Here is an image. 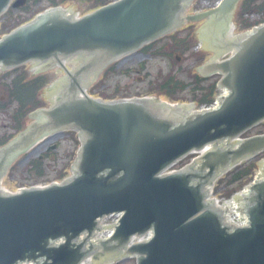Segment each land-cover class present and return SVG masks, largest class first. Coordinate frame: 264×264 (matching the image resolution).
I'll return each mask as SVG.
<instances>
[{
    "label": "water",
    "instance_id": "water-1",
    "mask_svg": "<svg viewBox=\"0 0 264 264\" xmlns=\"http://www.w3.org/2000/svg\"><path fill=\"white\" fill-rule=\"evenodd\" d=\"M237 1L223 0L216 9L187 19L228 14ZM10 2L0 0V15ZM24 2L17 0L12 6ZM190 2L121 0L80 19L54 8L0 39L2 69L33 62L43 65L42 70L58 64L65 73L56 83L53 104L34 112L35 120L0 150L6 160L1 173L43 135L73 130L80 141L72 174L61 184L21 189L14 194L0 192V264H79L90 254L94 261L104 259V264L131 256L136 257V264H264V177L243 197L247 227L230 231L213 201L208 200L210 186L217 178L264 150V134L247 138L236 148L231 143L264 120V25L239 35L231 44L234 51L228 59L205 65V75L219 72L223 76L219 86L229 92L215 110L194 112L193 104L170 105L151 99L104 101L85 92L86 88L93 96L91 88L100 86L102 75L109 74L111 66L89 83L90 78L112 61L177 28L180 14ZM196 2L193 0V8ZM66 9L72 14L84 13L82 9ZM239 9L240 4L229 21L234 26L233 35L243 31L237 27ZM221 24L215 27L219 34L223 32ZM71 58L80 65L69 71L62 60ZM126 60L122 68L131 66L134 57ZM52 97L49 93L45 96ZM262 125L264 122L257 127ZM67 136L66 132L58 133L37 143L12 163L10 173L34 149L45 143L51 149L52 142ZM206 144L212 149H204L206 153L195 162L160 175ZM54 150L60 151V147ZM261 168L264 171V165ZM9 178L3 182L6 188ZM223 211L231 220L230 212ZM118 212L122 217L113 234L98 245L88 243L86 248L98 229L97 219ZM147 230L153 233L149 241L127 247L131 236H141ZM59 238L64 242L55 245Z\"/></svg>",
    "mask_w": 264,
    "mask_h": 264
},
{
    "label": "rangeland",
    "instance_id": "rangeland-1",
    "mask_svg": "<svg viewBox=\"0 0 264 264\" xmlns=\"http://www.w3.org/2000/svg\"><path fill=\"white\" fill-rule=\"evenodd\" d=\"M57 2H65L64 0H55ZM217 0H197L195 5V10L199 9H209L213 7ZM50 0H42L38 5H31L30 12H37L38 10H43L47 6H49ZM65 8L68 9H82L84 12L95 7V3L92 1L85 2L81 4L79 0H66L64 3ZM67 5V6H66ZM18 17H22V19L28 20V14L22 11L20 8L11 9L10 13L6 14L2 23L8 24L9 28L14 26L17 23ZM248 19L246 16L240 15L237 27H242L244 25L243 20ZM7 28H4L3 32H6ZM244 31V30H243ZM242 31H237V33ZM184 35L183 32L179 33V36ZM167 42V40H165ZM163 43V42H162ZM161 45V43H156L153 48H157ZM203 49L200 43V39H195L191 41V50L185 54L174 53L173 56H178L179 59L175 58H167V57H146L144 59H140L139 57H134L131 66L124 67V64L127 60L111 65V69L109 74H103L100 86L91 88L92 94L94 97H100L103 99H109L114 97L121 98H135V97H150L147 94L158 93V85L163 83L169 75L175 74L176 78L184 81L190 82L195 79L193 74H195V68L200 63L202 58V52H196L195 48ZM144 61L145 65L143 70L140 72H134L129 75L124 74V71L127 69H137L138 64ZM22 69V68H21ZM20 69V70H21ZM29 69H23V71L27 72ZM15 72L9 73L5 76H2L0 80H9L10 77L14 75ZM7 76V77H6ZM218 77V76H217ZM217 77L207 79L203 83H201V87H205L208 83L217 79ZM46 78L48 79L47 85H45L41 91L39 92V104L43 107L48 106L51 103V100L45 98V96L49 93V84L53 82L55 79H58V75L54 73H47ZM207 84V85H206ZM193 85H190L187 89H183L180 92L174 95V98L179 102H191L194 97L199 99L201 96L200 91H192ZM192 87V88H191ZM154 99H159L160 94H152ZM161 100V99H160ZM10 118L6 113L0 112V133H4V130H8L10 128ZM264 131V125L254 128L249 131V133L245 136H250L258 132ZM67 138L66 140L52 142L51 146L55 145V148L60 147V151L50 150L48 144L45 143L41 147L37 149L35 153H31L17 165H15L11 169L10 178L8 187L9 189H13L20 185H31L36 183H50L53 181L60 182L65 176L68 175V168L73 161L76 149L78 148V141L76 139L75 133L66 132ZM54 148V149H55ZM45 156L44 158H41ZM195 156V155H194ZM190 157L178 165L175 168L183 167L185 164L189 163L191 159L194 157ZM35 159H40L42 161V166H39L37 170H33L30 168L31 163ZM255 162L258 163L260 160H264V154L257 156ZM256 171H257V165ZM226 178H223L217 184L216 196L221 202L227 201L231 199L230 194L233 188L237 186V184L228 185L226 183ZM230 196V197H229ZM135 260H129L119 264H134Z\"/></svg>",
    "mask_w": 264,
    "mask_h": 264
},
{
    "label": "trees",
    "instance_id": "trees-1",
    "mask_svg": "<svg viewBox=\"0 0 264 264\" xmlns=\"http://www.w3.org/2000/svg\"><path fill=\"white\" fill-rule=\"evenodd\" d=\"M38 1L39 0H34V2H38ZM258 1L259 0H246L243 3L241 11L246 12L249 10H258V11L264 12V0H261L259 3ZM27 9L28 7H26V10ZM4 26L6 28V25ZM46 82H47L46 78L40 77V78L34 79L31 82H28L27 85L25 84L26 86H24V89H19L18 91L16 90L15 92H13L12 97L17 99L20 102V105L23 109L24 114L31 111L37 106L38 102H36L34 95L36 91H38L42 87V85H44ZM214 87H215L214 84H211L209 86L208 91L204 93L203 95H201V97L197 101V105H200L202 103H208L209 101H211ZM183 89H184L183 83L175 80L171 76L168 79H166L163 83L158 85V91L164 95L165 99H169V100H176L174 98V95ZM19 128H20V125L17 126V129ZM253 170H254V167L252 163H249L247 165H243L240 168H237L236 170L232 171L229 174L230 179L228 181V184H231L233 182H243L245 179L249 180L253 173Z\"/></svg>",
    "mask_w": 264,
    "mask_h": 264
},
{
    "label": "bare ground",
    "instance_id": "bare-ground-1",
    "mask_svg": "<svg viewBox=\"0 0 264 264\" xmlns=\"http://www.w3.org/2000/svg\"><path fill=\"white\" fill-rule=\"evenodd\" d=\"M36 151L37 150H35L33 153H35ZM244 193H246V191H244ZM220 208L221 210H225V211L232 212V213L234 212L235 217H237V219L242 218V214H241L242 211L239 212V209L242 210L241 203L238 200H235V199L230 200L229 202H226L225 205L221 206Z\"/></svg>",
    "mask_w": 264,
    "mask_h": 264
},
{
    "label": "flooded vegetation",
    "instance_id": "flooded-vegetation-1",
    "mask_svg": "<svg viewBox=\"0 0 264 264\" xmlns=\"http://www.w3.org/2000/svg\"><path fill=\"white\" fill-rule=\"evenodd\" d=\"M196 33H197V31H195V34H196ZM27 68L30 69V66H29V65H26L25 69H27ZM32 73H35V72L33 71ZM3 74H4V73H3ZM3 74L0 73V77H1ZM8 83H10V82H8ZM4 89H5V87H4L2 84H0V100H1V101H6L5 98H4ZM6 110H7V109H6ZM0 112H1V113H5V112L2 111L1 109H0ZM25 122H26V120H25ZM23 123H24V120H23ZM7 132L10 133V130H8ZM9 133H8V134H9ZM8 134H6V130H4V133H0V141L3 140ZM9 176H10V169L7 171L4 181H7V179L9 178Z\"/></svg>",
    "mask_w": 264,
    "mask_h": 264
}]
</instances>
